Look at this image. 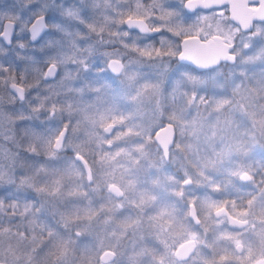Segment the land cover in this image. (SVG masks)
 <instances>
[{
	"label": "snow or ice",
	"instance_id": "1",
	"mask_svg": "<svg viewBox=\"0 0 264 264\" xmlns=\"http://www.w3.org/2000/svg\"><path fill=\"white\" fill-rule=\"evenodd\" d=\"M39 2L40 0H29L30 4ZM181 3L187 12L198 13L192 24L186 25L183 19L172 24L170 18L179 14L174 9H165L159 0H154L153 5H144L138 0L135 9H129L127 13H120V19L116 21L121 28L126 27L122 33L125 37L131 36L133 31L149 37L154 33L167 32L176 37L179 43L162 36L160 47H156L154 44L139 46L137 43L139 37L137 36L131 44L121 41L122 47L130 48L141 57L178 56L181 61H187L190 65L202 68L217 66L221 58L235 63L237 60L234 51L235 43H223L228 37L226 34H213V25H208L209 31L203 42L199 35L191 34L193 29L204 31L199 28V25L207 19V11L219 8L227 12L231 6L227 3L213 4L209 0H181ZM94 6L98 8V2ZM248 7L259 12L264 7V0H249ZM47 8L48 5L43 4L30 12L27 17H23L19 13L0 12V56L8 57L9 49L15 41L16 47L21 50L16 53V60L28 61L23 68L17 70L16 63L12 62L10 58L8 62L0 60V85L8 90L9 95L16 97L26 95L29 89H26L25 85L29 80V75L33 72L42 74L43 80L56 82L59 78L58 86L53 90L57 98L69 91H75L81 95L84 93V88H72L66 85L67 81L74 80L73 71L66 69L68 64L75 66V79L81 71H90L87 56L84 53L86 51L90 56L93 47L82 49L77 41L73 40L71 42L72 50L66 51L59 41L48 38L40 45V51L46 48L55 49L53 55L45 56L42 61L35 57L22 55L28 45L19 37L27 32L29 40L35 45L36 41L49 28L46 18ZM157 9L159 15H156ZM200 9L205 10L204 15L199 13ZM64 13L69 17L79 18L89 32L94 33L100 42H104L106 30L111 27L112 17L105 15L103 23L95 21L86 23L80 16L79 9L66 8ZM5 20L11 26L7 35L4 32ZM52 27L57 31H64L59 24ZM244 27L247 29L250 25L246 24ZM214 31L222 33V25L217 23L214 26ZM109 34L115 36L121 33L117 31ZM77 36L79 37L80 33H77ZM245 46L249 49L252 44L249 41ZM103 55L106 57L108 69L113 74L123 77L121 84L124 86V94L130 95L131 90L135 89V95L131 96L132 100L139 102L145 92L155 90L150 82L138 85V74L128 70L124 56L119 53L118 49L106 50ZM255 56L264 58V48H261ZM102 71L103 69H97V74ZM183 75L193 83H197L190 71H185ZM260 87L264 90V82ZM109 88L110 85L106 82L100 83L99 86L88 84V91L96 94L95 104L74 106L71 103L62 104L59 99L50 103V98H45L42 107L34 108V111L46 110L54 115L57 103H61V112L67 110L71 113L74 111L79 117L75 122L68 119L63 121L60 127H51L44 133L34 134V139L47 147L51 158L58 157L68 148L73 153L62 170H52V186L47 194L56 200L67 196L87 200L86 205L75 207L70 212L61 213L65 227L68 224L76 226V231L70 232L67 237L51 225H41L39 219L35 218V223L40 227V234L48 238L49 251L47 255L50 258V264H69V261L75 264L74 258L79 240L87 235L80 229L88 228L101 212L106 210L108 213H115L126 204L135 208L136 214L134 216L124 215L117 227L106 232L104 238H97L94 243L79 247V264H120L118 257L124 255L121 251L122 242L129 238L130 233L133 238V251L128 253L126 264H143L144 256L150 258L148 264H231L238 254L241 255V260L244 257L249 260L255 258L254 241L245 233H252L264 241V187H258L257 194V192H244L241 186L236 183L238 179L242 182L256 184L252 166L248 164L236 169H229L224 179L209 180L205 174L206 170L216 161L207 159L197 163L198 170L195 173L185 169L182 176L166 174L163 181L159 176L146 179L142 183L138 178L125 180L126 175L132 177L134 171L138 172L143 168L145 161L152 167H157V165L154 161L149 160L147 142L141 141L134 148L126 149L121 148L114 141L131 135H147L151 140L152 134L145 129L134 132L133 129L137 127L136 125L124 126L125 117L122 114L117 115L119 106L115 102L108 103L104 99L103 93ZM195 98L194 96L193 99ZM118 125L126 127L127 130L118 129ZM164 127H173V125L168 124ZM160 130V127L155 129L157 137ZM81 132H83V136L76 135ZM70 136H75V139H70ZM154 143L162 154L161 165L165 159L173 156V147L177 150L181 147L175 141L174 134L170 142H163L157 138ZM105 144L109 148L115 147L117 151L113 153L105 150L103 148ZM93 145L101 149L99 154L102 162L112 161L115 163L118 157L127 158L130 167L121 174L119 181L114 174V169L106 172L100 178L94 175L93 165L89 163V157L97 154ZM184 148L190 150L191 145H184ZM236 150L242 151L243 145L237 144ZM225 154L224 150L215 153L216 157L221 160ZM261 167L264 168V165ZM159 170L157 168V171ZM0 175H3L2 170H0ZM73 177L78 178L80 182L73 181L71 189L66 190L65 179L72 180ZM85 178L89 185L95 184L97 188L114 193L120 199L114 202L110 196L108 203L112 205L111 207L101 204L99 208H96L94 202L88 197V193L81 190L84 188ZM259 183L264 185V179ZM128 191L136 193L138 198L129 199L125 195ZM24 204L27 205L29 202L25 201ZM20 206V201L10 198L7 193L0 190V214H7L11 221ZM31 211L38 212L39 210L32 208ZM25 216H28L27 209ZM111 221V215L104 217L105 224H109ZM225 223L233 225L238 231L223 228ZM2 229L0 228V232ZM28 234V232L24 233V235ZM209 234H211V238H209ZM136 237L141 242L151 239L157 247H150L145 243L137 248ZM201 246L210 248L211 256L202 254ZM193 253L196 255L194 256ZM261 256L264 257V248L261 249ZM256 264H264V258L257 260Z\"/></svg>",
	"mask_w": 264,
	"mask_h": 264
},
{
	"label": "rangeland",
	"instance_id": "2",
	"mask_svg": "<svg viewBox=\"0 0 264 264\" xmlns=\"http://www.w3.org/2000/svg\"><path fill=\"white\" fill-rule=\"evenodd\" d=\"M97 2L99 4L98 8L94 6ZM137 2L138 0H54V2L53 0H48L47 13L50 17V28L45 33L48 38L59 40L66 51L72 50L71 42L73 40H76L82 49H87L90 46L93 47L90 56H88L86 51L84 53L88 57L87 62L89 65L96 57L101 56L104 51L118 49L119 53L124 56V62L128 65V70L138 74V85L150 82L155 89L154 91L149 90L145 92L142 99L137 102L131 99V96L135 95V89L131 90L130 95L124 94V86L121 84L123 80L122 76L117 87L94 71H81L76 79L67 81L66 85L72 88H84L83 95L75 91H69L66 94H62L64 99L71 101L74 106L77 104L81 106L95 104L96 94L88 91V84L91 83L99 86L100 83L106 82L110 85V88L106 89L103 93L104 99L108 103L115 102L119 106L117 115L122 114L125 117L124 126L130 127L136 125L137 127L133 129L134 132L145 129L153 136L155 129L165 122L162 117L167 115L170 117L169 122H175L179 126L176 129L177 138L175 141L178 143L180 139H183L185 145H191V149L186 150L195 165L207 159L216 161L214 165H210L206 170L205 174L209 180L215 178L222 180L225 178L227 170L236 169L248 164L252 166L253 172L257 174L262 169L261 165L264 164V146L258 140V135L264 137V90L260 87L261 83L264 82V58H256L255 54L261 48H264V21L255 23L251 31L243 32L228 19L226 13L219 15L215 9L207 11V19L199 25V28L204 29V31L193 29L191 34L199 35L201 39H204L209 31L208 25H213V34H226L228 37L226 41L235 43L236 48L234 51L237 56L236 62L231 65L226 63L220 64V71L214 73L211 77L201 76L190 71V74L195 77L197 83H193V81L187 79L183 75L184 72L169 81L170 74L177 66L172 62L179 61L177 56L141 57L130 48H124L121 45V41L131 44L133 39L138 36L137 43L139 46L154 44L156 47H160V43H154L145 34L133 31L131 36L125 37L122 35L126 27L121 28L116 21L120 19V13H127L129 9H135ZM139 2L144 5H153L154 0H139ZM159 2L163 3L165 9H174L179 14L178 16L170 18L172 24H176L180 19H183L185 24L188 25L192 24L196 19V16L190 20L186 18L181 0H159ZM31 5L30 3H26L19 14L27 17L32 12L30 10ZM66 8L79 9L80 16L86 23L93 21L103 23V17L105 15L112 17L111 27L106 30L104 42H100L94 33L89 32L85 24L80 22L79 18L67 16L64 13V9ZM199 13L204 15L205 11L199 10ZM159 14V10L157 9L156 15ZM217 23L222 25V33H216L214 31V26ZM56 24L61 25L64 31H57L52 27ZM117 31L121 34L115 36L109 34ZM253 31H255V35L251 34ZM77 33H80L79 37ZM26 36L27 32L19 37L22 40L25 37L24 42L28 45L27 49L22 52V55L27 57V55L33 54L37 60L42 61L43 57L41 56L40 44L43 37L37 44L29 45L26 41ZM173 41L179 43L177 39H173ZM249 41L252 47L244 49L243 45ZM254 47L255 51H253ZM19 51L21 50L19 49ZM14 52L17 53L15 43L9 49L8 55H15ZM21 61L24 62L22 67L28 63L27 60ZM41 66L43 67V65ZM68 67L75 73L74 65L68 64ZM35 74L34 72L31 73L29 80ZM225 84L227 85L226 90L224 87ZM213 88L215 89L214 94L211 91ZM221 91H224L228 95V98L225 95L221 96ZM194 96L196 97L195 99H193ZM0 98L3 100H7L8 98L6 90L1 87ZM176 117H179V119H176ZM124 126L118 125L117 127L118 129L126 131L127 128ZM238 129H241L242 136L247 131L251 132L253 142L250 144L249 149H247L248 144L245 141L231 139V135L233 138L234 133ZM2 130L0 128V131ZM80 136H83V132L80 133ZM141 141H145L149 145V160L154 161L157 167H152L145 161L143 162V168L138 172L134 171L132 177L126 175L124 177L125 180L138 178L142 183L146 179L159 176L160 180L163 181L166 174L171 173L182 176L185 169L192 173L198 170L194 164L179 163L174 159V154L172 157H169V161L171 162L164 161L161 165L162 154L158 151L156 144H152L153 137L149 140L147 135L125 136L114 141V143L121 148L132 149ZM237 144L243 145L242 151L236 150ZM93 148L97 154L89 157V163L93 165L94 175L100 178L106 172L113 171L114 169V174L119 181L121 174L130 167L127 158L124 156L118 157L115 163L112 161L102 162L99 154L101 149L95 145H93ZM103 148L113 153L117 151L115 147L107 148L106 145H103ZM221 150H224L226 153L222 160L218 159L215 155V153L221 152ZM4 156L5 153L0 151V162L3 161ZM67 162L68 159L62 162L56 169L62 170ZM157 168L160 170L157 171ZM73 181L80 182L76 177H73L72 180L65 179L66 190L71 189ZM83 183L84 188L81 190L88 193V197L94 202L96 208H99L101 204L111 207L112 205L108 203L110 196L114 202L119 200L115 199L107 191L104 193L103 188H97L95 184L89 185L86 178ZM236 183L241 186L242 190L256 189L257 187V182L255 185L249 183L248 187L238 179ZM0 187H2V184H0ZM125 195L129 199L138 198V195L132 191L126 192ZM232 195L235 194L232 193ZM56 204L61 214L62 212H70L75 207L86 205L87 200L67 196L63 198L62 203L57 200ZM136 211L135 208L127 204L115 213H108L105 210L100 213L88 228H81L80 230L86 232L87 235L81 237L79 240L76 257L74 258L75 264H79V247L85 244H92L97 238H104L106 232H110L117 227L124 215L131 214L134 216ZM106 215L112 216V221L109 224L104 223V217ZM62 223L64 222L62 221ZM6 225L14 226V222L9 220L7 214H0V228ZM55 227L65 237L70 232L76 231L74 224H68L67 227H60L59 225ZM222 227L225 228V225ZM145 228H147V225H145ZM210 236L211 234H209V238ZM135 239L137 240V248L145 243L150 247H157L151 239H146L142 242L139 241L138 237ZM6 243L5 234L0 232V252H4ZM132 245L133 238H131L130 233L129 238H126L122 242L121 251L124 255L118 257L120 264H126L128 253L133 251ZM48 251L49 242L46 241L34 255V264H50V258L47 255ZM209 251L212 252L210 248L201 246L202 254L211 256ZM193 255L195 256L196 253H193ZM149 259L148 256H144L143 264H148ZM242 261L240 255H237L231 261V264H241ZM69 264H73V262L69 261Z\"/></svg>",
	"mask_w": 264,
	"mask_h": 264
},
{
	"label": "clouds",
	"instance_id": "3",
	"mask_svg": "<svg viewBox=\"0 0 264 264\" xmlns=\"http://www.w3.org/2000/svg\"><path fill=\"white\" fill-rule=\"evenodd\" d=\"M198 13H189L187 10L184 15L187 19L194 18ZM255 35V31L251 33ZM167 37L169 40L176 39L171 33H154L149 37L154 43H160L161 37ZM41 39V38H40ZM48 37L42 38V45ZM59 41V40H57ZM60 42V41H59ZM247 44V43H246ZM245 44V45H246ZM243 45L244 49H248ZM55 49H44L41 56H51ZM88 59V57H86ZM177 66L169 76L171 79L179 76L185 71H192L198 75L211 77L214 73L220 71V66L213 68L200 69L195 65L187 64L184 61H173ZM90 71L97 74V69H103L98 75L112 82L114 86H119L121 76L113 74L107 67L106 57L102 54L96 57L89 65ZM66 70H71L67 65ZM51 75V74H49ZM75 79V73L73 72ZM56 82L51 80H43L42 74L36 73L31 80H28L25 87L29 89L26 95L16 97L8 94V99L0 98V151L5 153L4 159L0 162V190L7 193L10 198L22 201L21 206L17 209L16 216L12 217L14 226H4L2 232L6 237V247L4 252H0V264H34L33 257L41 246L47 241V236L40 234V227L35 223L38 218L41 225L47 224L56 228V225L65 227L62 223L60 210L56 204V199L47 193L52 186V170L60 166L62 162L73 156L70 148L60 153L58 157L51 158L47 147L34 139V134L44 133L51 127H60L63 121L77 119L76 113L61 112L62 104L71 103L64 99L63 95L57 98L53 90L58 86ZM225 90L227 85H224ZM204 91V89H202ZM213 94L215 89H211ZM39 97V99H37ZM45 98H50L49 102L59 99L61 103H57L55 114H51L46 110L34 111L36 107H42ZM162 119L167 122L170 117L163 116ZM174 123V129H178V125ZM80 135V133H76ZM174 138H177V132L174 131ZM75 139V136H70ZM178 144L181 146L179 150L173 147L172 152L174 159L181 164H194L190 158L188 151L184 148V141L180 139ZM169 161V158L165 159ZM28 201L29 204H24ZM63 202V198L59 200ZM6 207V206H5ZM32 208L38 209V212L31 211ZM28 210V216H25V210ZM59 216V219H58ZM18 217V219H17ZM34 229V230H33ZM57 229V228H56ZM28 232V235H24Z\"/></svg>",
	"mask_w": 264,
	"mask_h": 264
},
{
	"label": "water",
	"instance_id": "4",
	"mask_svg": "<svg viewBox=\"0 0 264 264\" xmlns=\"http://www.w3.org/2000/svg\"><path fill=\"white\" fill-rule=\"evenodd\" d=\"M209 2L213 3V4H217V5L225 4V3L230 5L231 7L227 11L228 19L243 32L251 31L254 28L255 23L264 21V7H262L259 12H256V11H254L248 7L249 0H209ZM184 10L186 11L185 8H184ZM200 10H204V9H200ZM223 13H224V11H218L217 12V14H219V15H222ZM246 24L250 25V27H248L247 29H245V27H244ZM10 30H11V26H10L9 22L6 21L4 24L5 35H7L10 32ZM140 34H142V33H140ZM201 42H203V39H201ZM223 43H229V42L224 41ZM178 60L181 61L179 58H178ZM184 62H186L188 64L187 61H184ZM221 63H227L230 65L234 64L233 62L227 61L223 58L220 59V63L218 65H220ZM198 68L208 69V68H202V67H198ZM168 124H172L173 127H164L165 125H168ZM160 128H161V130L159 132L158 137L155 135V131H154L153 141H155L157 138H159L163 142H170L173 139L174 131H176V129H174V124L172 122L167 121V122H164L160 126ZM175 140H176V138H175ZM106 147L109 148L108 145H106ZM110 194L116 199L120 198V197L116 196L114 193H110ZM228 226L231 228H234V226L231 224H228Z\"/></svg>",
	"mask_w": 264,
	"mask_h": 264
},
{
	"label": "flooded vegetation",
	"instance_id": "5",
	"mask_svg": "<svg viewBox=\"0 0 264 264\" xmlns=\"http://www.w3.org/2000/svg\"><path fill=\"white\" fill-rule=\"evenodd\" d=\"M26 3H29V0H0V12L19 13L25 7V4ZM31 4L33 5V7L31 5L30 6L31 7L30 10L33 11L35 8H39L43 4H48V0H40L39 3H31ZM213 9H215L216 12L222 11L219 8H213ZM224 13H226V15L228 17L227 12H224ZM46 18H47V23H48L49 28H50V22H49V18L50 17H49V14L48 13H46ZM6 21L7 20L4 21V24H5ZM49 28L41 35L40 38H42L45 35V33L49 30ZM134 32H136V31H134ZM40 40L41 39H39L38 41H36L35 44H37ZM23 41H25V37H24ZM26 41H27V43H29V45H33L32 42L29 41V35H28V33H27V36H26ZM14 43H15V41L13 42V44L11 45L10 48L13 47ZM17 52H20L19 51V48H17ZM14 54L16 55V52H14ZM15 55H8V57H1L0 56V60L5 61V62H8L9 61V58H10L12 62H15L16 63L17 70H19L20 68H23L22 66H23V63L24 62L21 61V60H16V56ZM31 56L34 57L33 54L27 55V57H31ZM221 64H223V63H221ZM0 87L1 88H4V90H6L7 97H8V90L5 87H3L2 85H0ZM252 174L256 177L257 187H256V189L243 190L244 192H257L258 187H264V185H262V184L259 183L260 180L264 179V168H262L261 170H259V172L257 174L254 173V172ZM244 183L246 184V187H248L249 183H246V182H244ZM233 194H235V193H233ZM257 194H258V192H257ZM224 225H225V228H227V229H232L234 231H238V229L229 227L228 226V223H225ZM245 235L250 236L251 237V240L254 241L255 258L249 260L247 257H244V259H243V261H242L241 264H256V261L257 260L264 258V257L261 256V249L264 248V241H261V239L259 238V236L253 235L252 233H245ZM210 238H211V236H210ZM209 253L212 254L211 251H209ZM238 255H240V254H238ZM240 257H241V255H240Z\"/></svg>",
	"mask_w": 264,
	"mask_h": 264
},
{
	"label": "trees",
	"instance_id": "6",
	"mask_svg": "<svg viewBox=\"0 0 264 264\" xmlns=\"http://www.w3.org/2000/svg\"><path fill=\"white\" fill-rule=\"evenodd\" d=\"M253 51H255V47H254V49H253ZM223 95H225L226 96V98H228L227 96V94L224 92V91H221V96H223ZM248 126V125H247ZM242 136V133H241V129H238V131L236 132V133H234V136H233V138H232V135H231V139H234V140H243V141H245V143H247L248 145H247V149H249V146H250V144L253 142V138H251V132L250 131H247V132H245L244 134H243V136ZM258 140H259V142H260V144H262L263 146H264V137L263 136H259L258 135ZM242 141V142H243ZM152 144L154 145V141L152 142ZM195 165V164H194ZM196 166V165H195ZM197 168V167H196ZM171 174V173H170ZM173 175V174H172ZM175 176H177V175H175ZM212 180H217V178H215V179H212ZM104 191V193L107 191V190H105V189H103Z\"/></svg>",
	"mask_w": 264,
	"mask_h": 264
}]
</instances>
